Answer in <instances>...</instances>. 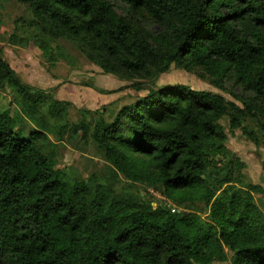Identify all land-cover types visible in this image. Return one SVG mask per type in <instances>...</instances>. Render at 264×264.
I'll return each instance as SVG.
<instances>
[{
  "label": "trees",
  "instance_id": "16d2710c",
  "mask_svg": "<svg viewBox=\"0 0 264 264\" xmlns=\"http://www.w3.org/2000/svg\"><path fill=\"white\" fill-rule=\"evenodd\" d=\"M16 1L42 32L72 42L105 74L152 81L173 65L199 69L242 107L176 85L151 89L111 122L96 112L92 134L84 123L74 132L93 139L111 172L75 183L54 170L40 131L23 136L1 111L0 264H264V219L235 185L239 160L220 126L227 118L240 128L250 115L264 138V0ZM0 89L30 113L46 98L1 50ZM137 185L164 189L177 203L211 204L210 222L155 207Z\"/></svg>",
  "mask_w": 264,
  "mask_h": 264
},
{
  "label": "rangeland",
  "instance_id": "374dc122",
  "mask_svg": "<svg viewBox=\"0 0 264 264\" xmlns=\"http://www.w3.org/2000/svg\"><path fill=\"white\" fill-rule=\"evenodd\" d=\"M46 46L48 50H45ZM0 50L19 80L46 97L44 103L30 113L10 90L0 89V112L8 110L15 117L17 131L23 136L40 131L44 136L40 143L42 151L53 160L54 170L72 183L103 181L111 172L93 139H85L81 133L74 132L75 126L84 123L92 134L98 119L96 112L111 122L123 107L135 104L151 89L176 85L219 94L242 107L231 94L216 88L212 78L199 69L189 72L173 65L169 72L152 81H126L105 74L72 42L53 39L42 32L31 10L16 0H0ZM229 76L227 73L226 77ZM260 123L245 115L240 128L231 130L227 118L220 126L228 135L225 145L228 152L239 160L237 174L241 177L235 185L241 194L249 192L252 195L264 219V138ZM245 127L257 134L258 144L245 136ZM137 190L155 207L166 205L172 213L210 222L211 204L192 200L177 203L164 189L153 186L137 185ZM116 192L124 194L125 190L117 186Z\"/></svg>",
  "mask_w": 264,
  "mask_h": 264
}]
</instances>
